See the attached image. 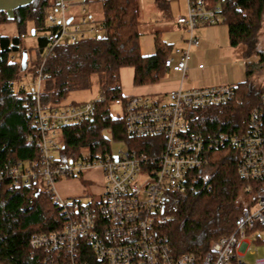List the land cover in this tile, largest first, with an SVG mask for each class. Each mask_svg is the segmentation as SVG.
I'll return each mask as SVG.
<instances>
[{
	"label": "trees",
	"instance_id": "obj_1",
	"mask_svg": "<svg viewBox=\"0 0 264 264\" xmlns=\"http://www.w3.org/2000/svg\"><path fill=\"white\" fill-rule=\"evenodd\" d=\"M93 1L99 2L97 22L101 32L62 42L49 52L44 50L45 33L56 28L46 22L50 0H31L13 8L10 15L0 10V26L14 23L16 27L15 34L0 33V169L6 164L32 166L35 171L39 167V152L33 140L37 134L34 88L14 89V82L23 77L26 69H31L34 80L39 72L45 76L40 82L38 100L49 108L75 103L66 101L68 94L89 88L91 76L97 75L99 96L94 99L92 116L61 128L64 154H74L82 148L91 153L103 152L110 149V139L148 155L161 147V143L156 145L159 137L128 136L122 118L111 114L110 105L116 98L127 96L121 89V68H132L134 86L156 84L167 71L164 61L173 54L175 45L160 39L159 31H155L154 51L141 53L140 1ZM208 2L220 8V22L226 25L230 47H241L245 79L233 84V97L227 102L195 109L191 128L204 135L219 131L243 133L252 107L264 92V79L256 80L264 63V50L257 44L264 0ZM154 3L161 10L168 7V0ZM27 35H37L36 47L24 50L23 38ZM32 49L34 57L30 59ZM13 53L21 54L19 61L10 58ZM23 53L26 57L22 64ZM106 130L110 131V139L105 136ZM237 154L228 147L209 152L204 173L210 187H203L199 178L194 192L179 195L165 226L174 254L189 252L199 259L214 240L233 231L235 219L248 203L244 199L252 193L245 189L247 182L237 172ZM39 182L37 177H30L27 183L14 187L7 176L0 181V264H60L65 260L59 251H44L30 242L34 234L60 229L64 220L50 192L43 190ZM255 227L264 226L254 225L247 233ZM80 252L89 264H101L85 244Z\"/></svg>",
	"mask_w": 264,
	"mask_h": 264
},
{
	"label": "built area",
	"instance_id": "obj_2",
	"mask_svg": "<svg viewBox=\"0 0 264 264\" xmlns=\"http://www.w3.org/2000/svg\"><path fill=\"white\" fill-rule=\"evenodd\" d=\"M50 1L46 22L56 28L45 33V52L62 42L101 32L98 18L85 5L81 4L75 20L69 14L73 0ZM185 8L186 14L178 15L176 24L187 36L183 46L175 47L173 55L164 61L165 69L179 72L181 81L187 78L190 51L199 44L195 28L222 21L219 6L209 4L208 0H185ZM10 58L15 56L11 54ZM44 77L39 72L33 87L37 133L33 140L39 152V167L35 171L32 166L6 164L0 169V181L7 176L14 187L37 177L60 208L62 227L32 235V246L59 251L65 258L60 264H89L81 258L84 244L101 264H246L241 257L250 243L247 231L254 225L264 226V92L250 111L245 132L219 131L207 135L191 128V113L230 100L233 84L183 87L179 83L165 91V96L119 97L112 104L120 108L118 115L125 133L130 137H159L156 145L161 143V147L157 153L148 155L127 146L116 152L108 149L91 153L80 149L64 154L61 128L90 118L94 99L53 108L42 105L38 92ZM221 147L238 152L237 172L247 182L245 189L252 191L251 197L235 219L233 231L214 240L201 258L189 252L174 254L165 231L170 212L180 194L196 190L199 178L203 187H210L204 173L208 153ZM91 168H99L104 176L97 200L89 196L65 198L57 192L55 183L59 178ZM252 264H264V260L257 258Z\"/></svg>",
	"mask_w": 264,
	"mask_h": 264
},
{
	"label": "rangeland",
	"instance_id": "obj_3",
	"mask_svg": "<svg viewBox=\"0 0 264 264\" xmlns=\"http://www.w3.org/2000/svg\"><path fill=\"white\" fill-rule=\"evenodd\" d=\"M17 3L22 1L17 0ZM140 1V37L139 45L140 51L143 54H150L154 51V36L156 35L155 31H159L160 39L176 45L175 47H181L184 39L187 34L185 31L176 24V17L180 14H186L185 0H168L167 9H159L156 7L154 0H139ZM85 5L87 11H89L95 17L100 16V6L99 2L88 0H73L70 4L69 14L73 15L75 20L78 19L80 14V9L82 5ZM2 5V6H1ZM9 3L0 2V7L4 9L5 12H10ZM18 5V4H17ZM28 29L30 24L28 23ZM1 34H15L16 27L14 23H7L0 26ZM41 35V32L37 33ZM194 34L198 36L201 40V44L198 48H192V55L195 56V51H202L205 49L213 48L214 51H210L208 55L198 52L195 56L208 67L209 62L217 61L211 69L213 70L212 74L206 76V83H227V82H237L239 81V68L238 59H241L240 50L241 47L232 48V53L230 56L225 59L221 57H216V54H220L228 43L227 28L226 25L222 22L212 25H199L195 28ZM258 46L264 50V19L261 29L258 33ZM37 35H27L23 38V48L28 50V47H36ZM182 43V44H181ZM17 61L20 60V53H13ZM34 57V50L30 52V59ZM217 59V60H216ZM198 62V60H197ZM27 67L30 65V60L28 59L26 63ZM31 69H26L23 73V77L14 82V89H18L20 86H24L26 89H31L34 87L36 80L32 79L30 73ZM126 72V71H125ZM201 71L198 68H193L189 72V77L192 80L191 86H201V85H214V84H198L203 80ZM264 79V63L263 68L260 72L256 74V80L261 81ZM122 82V83H121ZM121 89L124 94L130 95L132 84H130V75L125 73L120 78ZM99 96L98 88V78L96 74H93L90 79V86L87 89H79L72 91L68 94L66 101L81 102L86 100H93ZM110 112L113 116H116L120 112L119 106L115 104L110 105ZM105 136L110 139V134L105 133ZM127 145L125 142L113 141L110 139V149L112 152H116L119 149L126 148ZM83 149V148H82ZM104 185V176L99 168H91L83 170L80 174L70 177L59 178L55 183V188L57 192L65 198L73 196H83L85 199H88L87 196L93 197L94 200L99 198V192ZM246 204L249 200L244 199ZM246 239L250 241L249 246L244 252V255L241 257V260L246 264H252L255 259L261 258L264 260V227H255L250 234L246 236Z\"/></svg>",
	"mask_w": 264,
	"mask_h": 264
},
{
	"label": "crops",
	"instance_id": "obj_4",
	"mask_svg": "<svg viewBox=\"0 0 264 264\" xmlns=\"http://www.w3.org/2000/svg\"><path fill=\"white\" fill-rule=\"evenodd\" d=\"M22 1L21 3H17V0H0V2H7V4L9 3V8H11V11L8 12V14L10 15L12 13L13 8H15L16 6L25 4L30 2L31 0H20ZM18 4V5H17ZM2 6V5H1ZM0 10H4L2 7H0ZM7 13V12H6ZM198 37V36H197ZM199 39V44L198 46L194 47V48H198L201 44V40ZM182 42L184 43V39H182ZM182 44V43H181ZM176 46V45H175ZM183 46V44H182ZM214 51L213 48H208L205 49V47L202 49V51H195V56L197 55L198 52L203 53L205 51V54L208 55L210 51ZM232 53V49L230 47V45L228 44L227 46L225 45V47L223 48L222 52L220 54H216V57H221V58H225L227 59L230 54ZM192 50L190 51V58L187 61V78L182 80L180 79V73L173 71L171 69H168L164 75V77L162 78V80L156 84L153 85H144V86H134L132 84V76H133V70L131 67H123L120 69V78L122 77V75L125 73H128L130 75V84H132L131 87V92L130 94H149L151 96H165V91L171 89L174 85L181 83L183 87H195V86H191L192 84V80L189 77V72L191 71V69L193 68H198L201 71L204 72V74H202V82L198 83V84H222V83H206V76H209V74H212L213 70L211 69V66H213L215 64V62L219 61H211L209 62L208 67L200 60V58H196L195 56L192 55ZM173 55V54H172ZM174 57L176 58L177 56L174 55ZM198 60V62H197ZM238 64L240 65L239 68V81H243L245 79V65H244V61L242 59H238ZM202 64L203 67L199 68L198 65ZM126 71V72H125ZM237 81V82H239ZM235 82V83H237ZM122 83V82H121ZM227 84H234L233 82H227ZM202 86V85H201ZM123 93V91H122ZM124 94V93H123ZM127 95V94H124Z\"/></svg>",
	"mask_w": 264,
	"mask_h": 264
},
{
	"label": "water",
	"instance_id": "obj_5",
	"mask_svg": "<svg viewBox=\"0 0 264 264\" xmlns=\"http://www.w3.org/2000/svg\"><path fill=\"white\" fill-rule=\"evenodd\" d=\"M31 32H32V34H33V33H34V30H32ZM25 57H26V54L23 53V54H22V58H21V62H22V64L25 62Z\"/></svg>",
	"mask_w": 264,
	"mask_h": 264
}]
</instances>
